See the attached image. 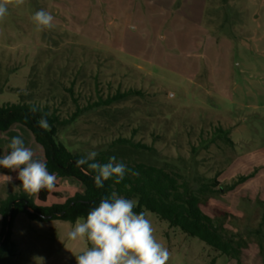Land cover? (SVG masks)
Here are the masks:
<instances>
[{
	"label": "rangeland",
	"instance_id": "obj_1",
	"mask_svg": "<svg viewBox=\"0 0 264 264\" xmlns=\"http://www.w3.org/2000/svg\"><path fill=\"white\" fill-rule=\"evenodd\" d=\"M44 9L53 27L31 20ZM132 91L107 107L99 98ZM47 107L60 120L56 140L71 153L96 151L128 163L177 173L200 208L239 244L238 260L147 213L170 251L168 264H264V0H25L0 20V106ZM218 128L216 140L196 149ZM14 136L44 159L32 134L16 126L0 134L2 157ZM128 142L139 147H132ZM2 175L11 176L6 182ZM0 172V203L37 202L17 179ZM80 188L58 179L47 204ZM219 190V192H218ZM74 224L13 219V256L0 264H76L84 241H69ZM1 232V217H0Z\"/></svg>",
	"mask_w": 264,
	"mask_h": 264
},
{
	"label": "trees",
	"instance_id": "obj_2",
	"mask_svg": "<svg viewBox=\"0 0 264 264\" xmlns=\"http://www.w3.org/2000/svg\"><path fill=\"white\" fill-rule=\"evenodd\" d=\"M132 91L117 92L106 98H99L94 104L97 107H107L129 97ZM39 110L33 112L32 107ZM46 114L48 127L38 124L42 115ZM70 120H60L57 114L50 112L47 107H39L28 103L3 104L0 106V134L6 133L16 126L28 130L43 151L44 161L49 172L57 174L58 179H71L79 183L73 196L63 203L47 204V199L52 190H41L37 193V202H27L26 198L10 197L0 203L1 232H0V256L7 252L13 256V242L10 240V228L16 215L22 213L31 221L60 220L74 224L78 217L86 218L87 213L98 206L100 200L109 196L113 191L118 195L134 199L137 213L147 211L154 214L160 220L168 223L170 227L179 229L185 235L196 238L212 250L234 260H238L239 244L227 237L216 226L214 221L203 213L200 208L201 193L209 192L210 186L202 185L196 192L190 185L182 180L181 176L174 172L166 171L161 167L144 163H128L122 161L128 168L137 171L138 176L126 174L120 184L114 179L104 182L103 188H97L94 184L95 175L87 165L77 166L76 161L85 156L84 153H71L62 143L56 140L59 127L68 125ZM228 129L218 128L210 136L198 143V149H207L216 140H222L231 144ZM132 147H139L128 142ZM10 150L7 152V154ZM97 161L106 163L110 155L105 152L98 153ZM0 158L2 157L0 151ZM7 169L0 168V172ZM57 179V180H58ZM219 192V190H218ZM50 216L45 219L44 217ZM264 223V217L262 220ZM8 230L6 231V228Z\"/></svg>",
	"mask_w": 264,
	"mask_h": 264
},
{
	"label": "clouds",
	"instance_id": "obj_3",
	"mask_svg": "<svg viewBox=\"0 0 264 264\" xmlns=\"http://www.w3.org/2000/svg\"><path fill=\"white\" fill-rule=\"evenodd\" d=\"M25 0H0V20L9 11V6L18 7ZM31 20L37 30L53 27L54 17L44 9L34 13ZM39 110L32 107L31 111ZM38 124L48 127L46 114ZM10 152L0 158V168L18 171L17 179L22 182V189L28 195L41 190H53L57 184V174L49 172L46 162L35 159L34 151L25 146L20 136H14L9 143ZM98 152L89 151L76 161L77 166L87 165L95 173L94 184L103 188L104 182L114 179L120 184L126 174L138 176L139 173L127 167L115 156L106 163L97 161ZM8 183L12 177L2 175ZM134 199L118 195L113 191L103 197L98 206L93 207L84 217H78L74 226L66 233L69 241H84L90 245L80 254L75 255L76 264H168L171 253L155 236V229L147 213H137Z\"/></svg>",
	"mask_w": 264,
	"mask_h": 264
},
{
	"label": "water",
	"instance_id": "obj_4",
	"mask_svg": "<svg viewBox=\"0 0 264 264\" xmlns=\"http://www.w3.org/2000/svg\"><path fill=\"white\" fill-rule=\"evenodd\" d=\"M45 219H47V218H50V216H46V217H44ZM8 230V227L6 228V231Z\"/></svg>",
	"mask_w": 264,
	"mask_h": 264
}]
</instances>
